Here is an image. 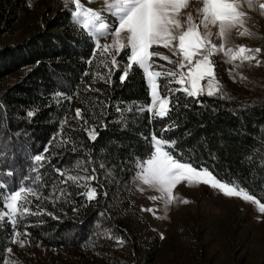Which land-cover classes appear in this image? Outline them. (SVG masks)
Listing matches in <instances>:
<instances>
[{
    "label": "trees",
    "instance_id": "1",
    "mask_svg": "<svg viewBox=\"0 0 264 264\" xmlns=\"http://www.w3.org/2000/svg\"><path fill=\"white\" fill-rule=\"evenodd\" d=\"M93 47L67 10L51 15L42 30L23 41L0 46V174L13 171V181L29 174L32 158L44 153L65 119L63 132L76 141L77 150L55 145L50 149L51 164L45 163L41 169L49 185L45 193L53 183L59 186L56 168L76 172V163L86 161V153L93 157V164L87 165L89 174L93 166L96 168L98 179L91 184L97 187V199L91 202L80 195L84 189L71 182L66 202L53 205L33 199L34 210L39 204L58 219L28 217L26 222L32 225L28 231L53 248L85 247L96 240L109 244V238L130 240L115 220L131 210L133 161L145 155L146 138L150 139L153 131L159 134L168 123L150 122L148 113L135 111V105L149 99L145 80L135 66L123 84L119 72L112 76L111 87L93 81V74L102 71L99 61L91 67L87 63ZM120 62L123 65L124 58ZM14 74L13 81L4 83ZM89 85L100 93L88 92ZM57 93L63 96L57 97ZM177 95L179 108L173 116L179 119L180 127L168 135L179 140V150L197 165L205 164L221 177L238 180L264 203V101L203 96L201 104L182 93ZM64 97L72 99L69 102ZM104 103L111 107L104 108ZM117 107L123 111L117 112ZM77 108L84 110L89 125L97 126L99 135L94 143L83 131L85 126L74 118ZM29 110L35 112L33 117L27 116ZM4 179L9 180L7 176ZM20 229L24 231L23 226ZM11 232L9 225L0 223V260H8ZM103 232L109 237L101 235Z\"/></svg>",
    "mask_w": 264,
    "mask_h": 264
},
{
    "label": "snow or ice",
    "instance_id": "2",
    "mask_svg": "<svg viewBox=\"0 0 264 264\" xmlns=\"http://www.w3.org/2000/svg\"><path fill=\"white\" fill-rule=\"evenodd\" d=\"M89 2L94 3L95 0ZM69 3L74 5L71 12L73 23L94 45L87 63L91 67L94 61H99L98 67L102 69L93 74V81L111 87L112 76L119 72V80L123 84L135 66L145 80L149 97L147 102L135 105V111L138 114L148 113L150 122L168 121L159 134L153 131L150 139L146 138L145 155L134 158L132 181L136 184V190L142 193L146 186L155 191L158 195L148 198L152 201L161 200L167 208L173 203H191L187 198L174 195L177 186L206 185L225 197H238L251 202L259 213L264 214V203L255 195L249 194L238 180L221 177L205 164L197 165L191 156H186L179 150V140L168 135L180 127L179 119L173 116L179 108L177 94L182 93L184 97L201 104L200 97L203 96L225 97L222 82L215 73L216 62L212 59L215 55L223 53L229 58V63L239 60L255 62V66H261L262 61L258 59L260 48L239 45L233 49L226 48L225 45L234 32L241 37L254 35L247 27V22L251 19L249 13L258 10L264 16V0H105L99 10L85 7L82 0H65L66 5ZM190 7L192 11L188 10ZM214 37L220 43H216ZM161 48L167 49L171 55H165L160 51ZM120 58H124L123 65ZM160 60L173 67L166 68L158 62ZM235 67L238 65H234ZM234 68L229 69L230 76ZM85 75L89 73L86 72ZM240 78L246 79L242 75ZM173 84L179 87H172ZM87 91L100 93V89H94L91 85ZM56 96L61 97L63 94L57 93ZM64 98L69 102L72 99ZM97 103H101L99 99ZM103 106L111 107L108 103ZM116 110L123 111L119 107ZM133 110L127 109L129 113ZM34 114L33 110L27 112L28 117H33ZM74 118L85 126L83 131L94 143L99 135L97 126L89 125L81 108L75 109ZM66 123L65 119L57 135L45 147L44 153L32 158L29 174L22 175L15 181L11 180L15 175L13 171L0 174V223L11 227L10 243L20 248L31 245L30 240L26 242L21 238L31 236L28 228L32 225L26 222L28 217L49 215L58 219L39 204L35 205L34 210L33 199L48 201L53 205L62 200L66 202L71 196L67 191L69 182L84 189L80 195L87 201L97 199V187L91 184L98 179L96 168L93 166L89 174L87 167L93 164L90 152L85 154L86 161L76 163V172L56 168L55 172L61 178L59 186L53 183L50 191H44L49 185L44 182L41 169L45 163L51 164L50 149L53 145L60 149L71 146L73 152L77 150L76 141L66 137L63 132ZM100 167L105 166L101 164ZM108 175H112L111 170ZM4 176L9 180H5ZM103 194L107 196V192ZM141 210L155 215L153 208L142 207ZM21 226L24 228L23 232L19 230ZM164 238L161 234L160 239ZM117 243L122 245L124 241L118 239ZM12 251L11 246L7 247V253L11 254ZM0 264L10 262L3 259Z\"/></svg>",
    "mask_w": 264,
    "mask_h": 264
},
{
    "label": "rangeland",
    "instance_id": "3",
    "mask_svg": "<svg viewBox=\"0 0 264 264\" xmlns=\"http://www.w3.org/2000/svg\"><path fill=\"white\" fill-rule=\"evenodd\" d=\"M82 3L99 10L105 0L94 3L82 0ZM73 9L74 5H66L65 0H0V46L23 41L42 30L54 13L72 12ZM249 15L247 27L254 35L241 37L234 32L225 46L260 48L261 66L239 60L229 63L223 53L212 59L216 62L215 73L222 82L225 98L264 101V16L258 10ZM213 39L220 43L215 37ZM160 51L171 55L167 49ZM158 62L166 68L173 67L166 61ZM234 65L238 67L234 68ZM233 68L230 76L229 69ZM241 75L246 79L242 80ZM16 76L8 77L4 83H10ZM130 185L133 191L131 210L115 220L126 229L129 241L120 245L116 239L109 238V244L96 240L85 247L53 248L31 235L21 237L26 242L30 240V246L11 245L10 264H264V214L259 213L251 202L225 197L206 185H179L174 195L187 198L191 203H173L165 208L161 200L148 198L158 195L155 191L146 186L144 192L137 191L132 177ZM217 198L226 199V207ZM142 207L153 208L155 215L142 211ZM161 234L164 239H160ZM101 235L109 237L108 233Z\"/></svg>",
    "mask_w": 264,
    "mask_h": 264
},
{
    "label": "bare ground",
    "instance_id": "4",
    "mask_svg": "<svg viewBox=\"0 0 264 264\" xmlns=\"http://www.w3.org/2000/svg\"><path fill=\"white\" fill-rule=\"evenodd\" d=\"M215 196V195H214ZM219 201L223 202V204H225V207H226V199H222V198H217ZM231 203V202H230ZM228 207V206H227Z\"/></svg>",
    "mask_w": 264,
    "mask_h": 264
}]
</instances>
